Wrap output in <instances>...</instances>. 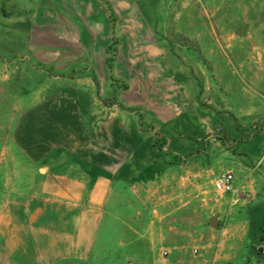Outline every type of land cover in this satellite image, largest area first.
Segmentation results:
<instances>
[{"label": "rangeland", "instance_id": "1", "mask_svg": "<svg viewBox=\"0 0 264 264\" xmlns=\"http://www.w3.org/2000/svg\"><path fill=\"white\" fill-rule=\"evenodd\" d=\"M262 149L264 0H0V264H264Z\"/></svg>", "mask_w": 264, "mask_h": 264}, {"label": "crops", "instance_id": "2", "mask_svg": "<svg viewBox=\"0 0 264 264\" xmlns=\"http://www.w3.org/2000/svg\"><path fill=\"white\" fill-rule=\"evenodd\" d=\"M110 46L107 48V52ZM106 52V53H107ZM108 54V53H107ZM106 65L107 64V58H106ZM259 154L257 156L254 155V161H253V166H252V175L254 177H257L260 182V187H259V195L262 198L264 197V149L258 151ZM241 156V155H240ZM261 203L260 205H264V198L262 200H259Z\"/></svg>", "mask_w": 264, "mask_h": 264}, {"label": "built area", "instance_id": "3", "mask_svg": "<svg viewBox=\"0 0 264 264\" xmlns=\"http://www.w3.org/2000/svg\"><path fill=\"white\" fill-rule=\"evenodd\" d=\"M234 180H235L234 174L229 172V173L224 174L223 176L219 177L215 181L214 187H215L216 191H218V192L232 193L235 191Z\"/></svg>", "mask_w": 264, "mask_h": 264}, {"label": "trees", "instance_id": "4", "mask_svg": "<svg viewBox=\"0 0 264 264\" xmlns=\"http://www.w3.org/2000/svg\"><path fill=\"white\" fill-rule=\"evenodd\" d=\"M114 41H115V40H114ZM114 41H113V42H114ZM109 50H110V49H109ZM116 55H117V54L115 53V55L113 56V59H112V60L108 59V61H107V64H108L110 70H113V69H114V63H115Z\"/></svg>", "mask_w": 264, "mask_h": 264}, {"label": "water", "instance_id": "5", "mask_svg": "<svg viewBox=\"0 0 264 264\" xmlns=\"http://www.w3.org/2000/svg\"><path fill=\"white\" fill-rule=\"evenodd\" d=\"M214 224H215V225H217V224H218V222H217V221H215V222H214Z\"/></svg>", "mask_w": 264, "mask_h": 264}]
</instances>
